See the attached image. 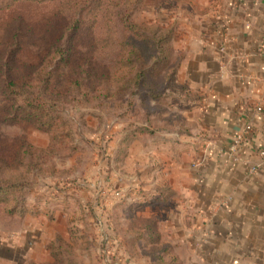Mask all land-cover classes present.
Returning a JSON list of instances; mask_svg holds the SVG:
<instances>
[{
	"label": "rangeland",
	"instance_id": "rangeland-1",
	"mask_svg": "<svg viewBox=\"0 0 264 264\" xmlns=\"http://www.w3.org/2000/svg\"><path fill=\"white\" fill-rule=\"evenodd\" d=\"M147 1L136 6L133 0L125 7L133 9L139 33L151 36L149 24L168 9L159 4L169 2ZM103 10L96 39L110 45L122 39L123 27L115 14ZM180 43L171 41L168 62L159 65L162 76L174 71L173 81L155 85L162 93L159 99L144 93L134 98L132 108L122 102L118 110L122 100L101 98L98 92L80 96L75 90L48 109L56 124L52 130L24 120L12 123L0 113V152L10 159L17 156L16 177L21 174V207L10 212V205L0 203V264H158L162 244L179 264H198L189 263L191 255L183 251L176 254L172 232L158 219L167 205L152 202L155 188L168 184L163 169L158 171L152 144L158 131L174 129L179 120L171 89L185 55ZM151 221L159 245L146 233L141 237Z\"/></svg>",
	"mask_w": 264,
	"mask_h": 264
},
{
	"label": "crops",
	"instance_id": "crops-1",
	"mask_svg": "<svg viewBox=\"0 0 264 264\" xmlns=\"http://www.w3.org/2000/svg\"><path fill=\"white\" fill-rule=\"evenodd\" d=\"M167 1L152 23L173 28L185 55L171 89L179 120L152 144L168 180L152 192L167 205L158 219L189 263L264 264V0Z\"/></svg>",
	"mask_w": 264,
	"mask_h": 264
},
{
	"label": "trees",
	"instance_id": "trees-1",
	"mask_svg": "<svg viewBox=\"0 0 264 264\" xmlns=\"http://www.w3.org/2000/svg\"><path fill=\"white\" fill-rule=\"evenodd\" d=\"M125 1L0 0V113L7 121L24 120L52 130L56 124L48 109H55L57 100L65 101L75 90L80 96L84 91L89 95L98 92V97L122 100L118 110L124 104L132 108L134 98L144 93L152 99L162 97L155 85L174 79V71L162 76L159 65L164 68L168 62L175 30L151 23V36L139 33V25L132 23L133 9L125 7L133 0ZM135 1L136 6L146 2ZM101 8L103 14H115L123 27L122 39L110 45L96 39ZM88 12L98 13L88 20ZM18 172L17 156L10 159L0 152V203L10 205V212L21 207ZM154 228L148 222L141 237L147 234L159 245L161 238ZM107 234L113 238L109 230ZM160 253L158 264H179L167 244L161 245Z\"/></svg>",
	"mask_w": 264,
	"mask_h": 264
},
{
	"label": "built area",
	"instance_id": "built-area-1",
	"mask_svg": "<svg viewBox=\"0 0 264 264\" xmlns=\"http://www.w3.org/2000/svg\"><path fill=\"white\" fill-rule=\"evenodd\" d=\"M261 110H262V107L261 106H259V107H257V112H261ZM252 130V125H247V126H245V129H244V131L242 132V133H239L237 136H236V138H235V140H234V142L232 143V145H231V147H230V151H229V153H230V157H231V159L233 160V161H238L239 160V154H238V151H239V148H240V146H241V144H242V142L244 141V139H245V136L248 134V133H250V131ZM260 155L263 157V159H264V150H261L260 151ZM260 165H254V166H252L250 169H249V173L250 174H255L256 173V171L259 169L258 167H259Z\"/></svg>",
	"mask_w": 264,
	"mask_h": 264
}]
</instances>
